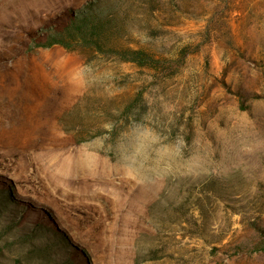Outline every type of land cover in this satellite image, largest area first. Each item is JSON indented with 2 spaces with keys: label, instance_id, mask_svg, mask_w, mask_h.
Here are the masks:
<instances>
[{
  "label": "rangeland",
  "instance_id": "374dc122",
  "mask_svg": "<svg viewBox=\"0 0 264 264\" xmlns=\"http://www.w3.org/2000/svg\"><path fill=\"white\" fill-rule=\"evenodd\" d=\"M0 264H264V0H0Z\"/></svg>",
  "mask_w": 264,
  "mask_h": 264
},
{
  "label": "trees",
  "instance_id": "16d2710c",
  "mask_svg": "<svg viewBox=\"0 0 264 264\" xmlns=\"http://www.w3.org/2000/svg\"><path fill=\"white\" fill-rule=\"evenodd\" d=\"M96 5L87 4L84 9L78 10L73 14L70 23L64 29L54 31L39 46L51 47L59 44L66 48H72L83 42L89 46H96L102 49L104 47V40H110L107 35L110 24L113 21V15H103L95 9ZM111 50L118 53L121 58L127 61L139 62L140 64L148 63L149 58H151L142 49L113 47Z\"/></svg>",
  "mask_w": 264,
  "mask_h": 264
}]
</instances>
